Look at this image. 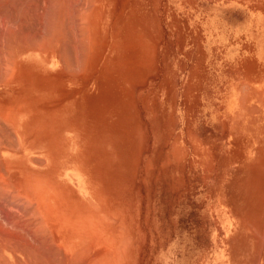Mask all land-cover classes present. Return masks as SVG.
Instances as JSON below:
<instances>
[{
  "label": "rangeland",
  "instance_id": "obj_1",
  "mask_svg": "<svg viewBox=\"0 0 264 264\" xmlns=\"http://www.w3.org/2000/svg\"><path fill=\"white\" fill-rule=\"evenodd\" d=\"M0 5L1 264H264V25L236 0Z\"/></svg>",
  "mask_w": 264,
  "mask_h": 264
},
{
  "label": "bare ground",
  "instance_id": "obj_2",
  "mask_svg": "<svg viewBox=\"0 0 264 264\" xmlns=\"http://www.w3.org/2000/svg\"><path fill=\"white\" fill-rule=\"evenodd\" d=\"M6 1H7V0H6ZM68 1H69V0H68ZM70 1H71V0H70ZM14 2H15V1H14ZM20 2H21V1H20ZM57 2H58V1H57ZM63 2H64V1H63ZM9 3H10V2H9ZM72 3H73V2H72ZM65 4H66V3H65ZM81 4H82V3H81ZM91 5H92V4H91ZM0 6H2V5H0ZM70 7H71V6H70ZM87 7H88V6H87ZM87 7H86V8H87ZM86 8H85V9H86ZM87 9H88V8H87ZM4 10H5V9H4ZM7 10H8V9H7ZM71 10H72V9H71ZM64 11H65V10H64ZM7 14H8V13H7ZM7 14H6V15H7ZM80 14H81V13H80ZM80 16H81V15H80ZM0 17H1V15H0ZM3 18H4V17H3ZM3 18H2V19H3ZM69 18H70V17H69ZM63 19H64V18H63ZM4 20H5V19H4ZM7 20H8V19H7ZM72 21H73V20H72ZM0 22H1V21H0ZM8 22H9V21H8ZM73 22H74V21H73ZM6 23H7V22H6ZM84 23H85V22H84ZM1 24H2V23H1ZM85 25H86V24H85ZM6 26H7V25H6ZM4 28H5V27H4ZM0 29H1V28H0ZM4 30H6V29H4ZM8 30H9V29H8ZM63 30H64V29H63ZM6 31H7V30H6ZM84 32H85V31H84ZM7 33H9V32H7ZM3 34H4V33H3ZM5 34H6V33H5ZM10 34H11V31H10ZM64 34H65V33H64ZM6 35H8V34H6ZM15 36H16V35H15ZM15 36H14V37H15ZM6 37L8 38V36H6ZM14 37H13V38H14ZM54 37H55V36H54ZM73 37H74V36H72V38H73ZM9 38H10V36H9ZM9 38H8V40H9ZM13 38H12V39H13ZM17 39H18V38H17ZM60 39H61V38H60ZM0 40H1V39H0ZM3 40H5V39L3 38ZM63 40H64V39H63ZM72 40H73V39H72ZM77 40H78V39H77ZM85 40H86V39H85ZM18 41H19V39H18ZM18 41H17V42H18ZM20 41H21V40H20ZM53 41H54V40H53ZM13 42H14V41H13ZM23 42H24V41H23ZM25 42H26V41H25ZM58 42H59V41H58ZM58 42H57V43H58ZM53 43H54V42H53ZM60 43H61V42H60ZM63 43H64V42H63ZM84 43H85V42H84ZM16 44H17V43H16ZM26 44H28V43H26ZM61 44H62V43H61ZM64 44H65V43H64ZM64 44H63V45H64ZM76 44H77V43H76ZM4 45H5V44H3V48H4ZM21 45H22V44H21ZM24 45H25V44H24ZM53 45H54V44H53ZM58 45H59V44H58ZM8 46H9V45H7V48H8ZM13 46H14V45H13ZM13 46H12V47H13ZM15 46L17 47L18 45H15ZM19 46H20V45H19ZM26 46H27V45H26ZM32 46H33V45H32ZM40 46H41V45H40ZM64 47H65V46H64ZM76 47H77V45H76ZM13 48H14V47H13ZM39 48H40V47H39ZM78 48H79V47H78ZM0 49H1V47H0ZM5 49H6V48H5ZM10 49H11V48H10ZM29 49H30V48H29ZM29 49H28V50H29ZM31 49H32V48H31ZM34 49H35V48H34ZM42 49H43V48H42ZM8 50H9V49H8ZM8 50H6V51L8 52ZM39 50H40V49H39ZM4 51H5V50H4ZM4 51H3V52H4ZM64 51H65V49H64ZM76 51H77V50H76ZM0 52H2V51H0ZM10 52H12V51L10 50ZM82 54H83V53H82ZM6 55H7V54H6ZM12 55H13V54H12ZM7 56H9V55H7ZM81 56H82V55H81ZM8 58H9V57H8ZM6 59H7V58H6ZM77 59H78V58H77ZM4 60H5V59H4ZM9 60H10V59H9ZM0 63H1V61H0ZM10 63H11V62H10ZM1 64H2V63H1ZM4 65H5V64H4ZM6 67H7V66H5V68H6ZM7 69H9V68H7ZM7 69H5V70H7ZM10 69H11V68H10ZM10 69H9V71H10ZM13 72H14V71H13ZM71 72H72V71H71ZM2 73H4V71H3ZM2 73H1V74H2ZM7 73H8V72H7ZM2 76H3V74H2ZM4 77H5V76H4ZM4 77H3V78H4ZM3 78H1V79H3ZM242 99H243V98H242ZM258 99H259V97H258ZM258 101H259V100H258ZM5 111H6V109H5ZM5 113H6V112H5ZM1 123H2V122H1ZM4 125H5V124H4ZM0 134H1V133H0ZM12 138H13V137H12ZM1 139H2V138H1ZM10 142H11V141H10ZM6 143H7V142H6ZM6 146H7V145H6ZM38 161H39V160H38ZM260 163H261V162H260ZM262 164H263V163H262ZM263 166H264V165H263ZM255 167H256V166H255ZM259 167H260V166H259ZM0 172H1V171H0ZM262 176H263V175H262ZM9 186H10V185H9ZM247 189H248V188H247ZM13 197H14V196H13ZM18 197H19V196H18ZM16 198H17V197H16ZM255 198H256V197H255ZM20 200H21V199H20ZM11 201H12V199H11ZM18 201H19V200H18ZM24 201H25V200H24ZM44 201H46V198H45ZM14 202H15V201H14ZM20 202H21V201H20ZM10 203H11V202H10ZM259 203H260V202H259ZM13 204H14V203H13ZM20 204H21V203H20ZM256 204H257V203H256ZM18 205H19V204H18ZM4 206H5V205H4ZM15 206H17V205H15ZM21 206H22V204H21ZM24 206H25V205H24ZM45 206H46V204H45ZM255 207H256V206H255ZM23 208H24V207H23ZM47 208H48V207H47ZM47 208H46V209H47ZM21 209H22V208H21ZM43 209H44V207H43ZM4 210H5V209H4ZM12 210H13V209H12ZM24 210H25V209H24ZM50 210H51V209H50ZM13 211H14V210H13ZM16 212H18V211H16ZM48 212H49V211H48ZM5 213H6V212H5ZM26 213H27V212H26ZM36 213H37V212H36ZM8 215H9V214H8ZM17 215H19V213H18ZM17 215H16V216H17ZM21 215H22V214H21ZM26 215H27V214H26ZM12 216H13V215H12ZM17 217H18V216H17ZM20 217H21V216H20ZM29 217H30V215H29ZM32 217H34V216H32ZM38 217H39V216H38ZM18 218H19V217H18ZM23 218H24V217H23ZM23 218H22V219H23ZM32 219H33V218H32ZM34 219H35V217H34ZM3 220H4V219H3ZM24 220H25V219H24ZM25 221H26V220H25ZM25 221H24V222H25ZM34 221H35V220H34ZM15 222H16V221H15ZM26 222H27V221H26ZM28 222H29V221H28ZM38 222H39V221H37V223L35 222V224H40V223H38ZM41 222H42V221H41ZM251 222H252V221H251ZM5 223H6V222H5ZM29 223H30V222H29ZM9 224H11V223H9ZM35 224H32V225L35 226ZM2 225H3V224H2ZM2 225H1V227H2ZM22 225H23V224H22ZM26 225H27V224H26ZM26 225H25V226H26ZM11 226H12V225H11ZM6 227H7V226H6ZM20 227H21V226H20ZM36 227H37V230L41 229V227H39V229H38V226H36ZM10 228H11V227H10ZM33 229H34V228H33ZM253 229H254V228H253ZM24 230H25V229H24ZM30 230H31V229H30ZM37 230H36V231H37ZM10 231H11V230H10ZM39 231H40V230H39ZM4 232H6V231H4ZM13 232H14V231H13ZM45 232L47 233V230H46ZM15 233H16V232H15ZM20 233H21V232H20ZM37 233H39V232H37ZM21 234H22V233H21ZM40 234H41V233H40ZM40 234H39V235H40ZM42 234H43V232H42ZM49 234H50V233H49ZM0 235H1V234H0ZM26 235H27V234H26ZM28 235H29V234H28ZM5 236H7V235H5ZM19 236H20V235H19ZM41 236H43V235H41ZM44 236H45V234H44ZM47 236H48V235H47ZM8 237H9V236H8ZM13 237H14V236H13ZM39 237H40V236H39ZM17 238H18V237H17ZM50 238H51V237H50ZM6 239H7V238H5V240H6ZM30 239H31V238H30ZM30 239H29V240H30ZM34 239H35V238H34ZM46 239H47V238H46ZM48 239H49V238H48ZM3 240H4V239H3ZM42 240H43V239L41 238V241H42ZM73 240H74V239H73ZM6 241H7V240H6ZM8 241H9V240H8ZM15 241H16V239H15ZM24 241H26V240H24ZM36 241H37V240H36ZM49 241H50V240H49ZM260 241H262V240H260ZM9 242H10V241H9ZM7 243H8V242H7ZM15 243H16V242H15ZM41 243H42V242H40V244H41ZM43 244H44V243H43ZM259 244H260V243H259ZM11 245L14 246L13 244H11ZM22 245H23V242H22ZM24 245H25V244H24ZM260 245H261V244H260ZM15 246H16V244H15ZM30 246H31V245H30ZM21 247H22V246H21ZM24 247H26V246H24ZM34 247H35V246H34ZM54 247H55V246H54ZM49 248H50V247H49ZM19 249H20V247H19ZM26 249H28V247H27ZM40 249H43V248H40ZM53 249H54V248H53ZM33 250H34V249H33ZM33 250H32V251H33ZM45 250H46V249H45ZM11 251H12V250H11ZM15 251H17V250H15ZM30 251H31V248H30ZM37 251H38V250H37ZM37 251H36V252H37ZM55 251H57V250H55ZM88 251H89V250H88ZM24 252H26V251H24ZM41 252H42V251H41ZM43 252H44V251H43ZM60 252H61V251H60ZM86 252H87V251H86ZM10 253H11V252H10ZM44 253H46V252H44ZM44 253H43V254H44ZM51 253H52V252H51ZM84 253H85V252H84ZM89 253H90V252H89ZM12 254H13V253H12ZM32 254H34V253L32 252ZM55 254H56V258H57V252H56V253H53L52 257H53V256L55 257ZM85 254H86V253H85ZM50 255H51V254H50ZM59 255H60V254H59ZM80 255H82L81 252H80ZM80 255H77V256H79V258H80V257H81ZM87 255H88V254H87ZM87 255H86V256H87ZM25 256H26V253H25ZM31 256H32V255H31ZM61 256H62V255H61ZM63 256H64V255H63ZM15 257H16V256H15ZM27 257H28V256H27ZM82 257H83V256H82ZM23 258H24V257H23ZM60 258H61V257H60ZM79 258H78V259H79ZM83 258H84V257H83ZM90 258H91V257H90ZM48 259L50 260V258H48ZM53 259H55V258H53ZM75 259H76V257H75ZM75 259H73V260H75ZM81 259H82V258H81ZM17 260H19V259H17ZM34 260H35V259H34ZM39 260H40V259H39ZM42 260H43V259H42ZM61 260H64V259H61ZM71 260H72V259H71ZM91 260H92V259H91ZM15 261H16V260L14 259V262H15ZM37 261H38V260H37ZM46 261H47V260H46ZM46 261H45V262H46ZM50 261H52V260H50ZM56 261H57V260H56ZM75 261H76V264H78V263H77V260H75ZM75 261H71V262L69 261V262H70L71 264H75ZM82 261H84V260H82ZM88 261H89V260H88ZM20 262H21V261H20ZM20 262H19V263H20ZM28 262H29V261H28ZM53 262H54V261H53ZM59 262H60V261H59ZM62 262L64 263L65 261H62ZM69 262H68V263H69ZM78 262H81L80 259H79ZM90 262H91V261H90ZM90 262H88V263H90ZM92 262H93V260H92ZM16 263H17V262H16ZM37 263H38V262H37ZM50 263H51V262H50ZM56 263H58V262H56ZM0 264H1V263H0ZM3 264H5V263H3ZM6 264H8L7 260H6ZM21 264H22V263H21ZM35 264H36V263H35ZM46 264H47V263H46ZM48 264H49V263H48ZM52 264H53V263H52ZM61 264H62V263H61ZM82 264H83V263H82Z\"/></svg>",
  "mask_w": 264,
  "mask_h": 264
},
{
  "label": "crops",
  "instance_id": "obj_3",
  "mask_svg": "<svg viewBox=\"0 0 264 264\" xmlns=\"http://www.w3.org/2000/svg\"><path fill=\"white\" fill-rule=\"evenodd\" d=\"M237 11L246 12L247 25L249 26L250 20L254 25H264V0H236ZM251 14L253 16H251Z\"/></svg>",
  "mask_w": 264,
  "mask_h": 264
}]
</instances>
